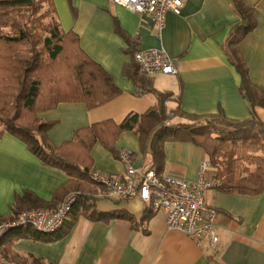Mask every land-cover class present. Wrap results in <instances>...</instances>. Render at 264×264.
<instances>
[{
	"label": "crops",
	"instance_id": "obj_1",
	"mask_svg": "<svg viewBox=\"0 0 264 264\" xmlns=\"http://www.w3.org/2000/svg\"><path fill=\"white\" fill-rule=\"evenodd\" d=\"M242 1L252 11L254 27L238 42L237 57L264 99V0ZM53 4L61 27L78 35L84 52L121 89L94 108L61 102L40 112V121L52 123L48 138L54 145L71 140L80 128L109 120L120 124L129 114H144L157 104L154 92L125 73L135 63V52L145 48H164L178 69L177 74L150 77L156 89L173 94L167 101L169 111L179 106L193 115L221 112L230 119L256 116L264 122V105H252L240 90L242 75L230 46L232 27L241 20L233 0H185L181 14H166L163 28L111 0ZM115 148L131 150L137 166L152 165L151 141L142 149L135 130L121 132ZM163 151V172L189 181L199 178L200 165L208 159L205 149L191 141H167ZM90 157L93 170L110 175L125 171V163L101 142L93 145ZM68 180L18 137L8 132L0 136V216L11 214L26 191L50 202ZM93 192L90 200L76 206L70 215L76 222L62 238L45 241L27 228L18 229L5 235L2 251L20 264H264V190L251 195L213 187L206 192L207 203L218 211L215 245L209 235L198 244L168 228L165 212L139 197L109 195L102 185Z\"/></svg>",
	"mask_w": 264,
	"mask_h": 264
},
{
	"label": "trees",
	"instance_id": "obj_2",
	"mask_svg": "<svg viewBox=\"0 0 264 264\" xmlns=\"http://www.w3.org/2000/svg\"><path fill=\"white\" fill-rule=\"evenodd\" d=\"M233 1L241 19L232 27L230 35V46L242 75L240 90L252 105H264L261 90L251 83L244 63L237 57L238 42L254 27L252 11L242 0ZM45 3L53 12L50 22L44 21L46 12L29 18V23L23 21L33 12L37 14ZM125 73L144 90L154 92L157 104L144 114H129L120 124L109 120L80 128L71 140L60 146L54 145L48 138L52 123L40 121V112L61 102H84L88 108H94L118 96L121 89L107 70L84 52L78 35L61 27L53 0H0V136L8 132L18 137L43 164L62 170L69 177L50 202L41 201L26 191L16 199L11 214L0 216V223L15 219L24 210L53 209L68 194L77 192L74 213L76 206L90 200L93 189L100 185L90 177L93 171L91 148L101 142L119 157L115 142L125 130L136 131L142 149L151 141L152 165L145 167L155 169L159 174L164 173V143L191 141L205 149L221 180L219 189L251 195L262 193L263 121L256 116L230 119L221 112L193 115L185 113L179 106L170 117L167 107V101L173 96L170 91L156 89L151 76L139 70L136 60L130 68L126 67ZM176 116L191 121L166 123ZM248 148H257L260 153L248 154ZM75 222L76 218L69 216L54 233H43L29 226L19 230L27 228L26 231L35 238L52 241L67 234Z\"/></svg>",
	"mask_w": 264,
	"mask_h": 264
},
{
	"label": "built area",
	"instance_id": "obj_3",
	"mask_svg": "<svg viewBox=\"0 0 264 264\" xmlns=\"http://www.w3.org/2000/svg\"><path fill=\"white\" fill-rule=\"evenodd\" d=\"M141 16L153 19L163 28L166 14L171 11L181 14L185 0H111ZM139 70L147 76L177 74L172 57L164 48H145L134 54ZM119 159L126 165L121 175H110L93 170L91 179L104 186L109 195L121 198L139 197L154 209L166 214L168 228L187 234L198 244L209 235L212 245L218 241L216 221L218 211L206 201V192L219 187L218 178L209 159L200 165L199 178L189 181L170 173H157L155 169L133 163L131 150L122 149ZM78 193L68 194L55 208H38L22 211L15 219L0 223V264H19L2 251V240L6 234L22 227H31L43 233L59 230L72 213Z\"/></svg>",
	"mask_w": 264,
	"mask_h": 264
},
{
	"label": "rangeland",
	"instance_id": "obj_4",
	"mask_svg": "<svg viewBox=\"0 0 264 264\" xmlns=\"http://www.w3.org/2000/svg\"><path fill=\"white\" fill-rule=\"evenodd\" d=\"M48 13L47 14V16H45L44 17V21L45 22H50L51 20H52V17H53V12L51 11V7H50V5L48 4V3H45L41 8H40V10L38 11V13L36 14V13H32V15H30L28 18L26 17V18H24V22H31V20L29 21V18H33L34 16H36V15H42L43 13ZM29 13H27V15H28ZM169 116L170 117H173V115H174V111H169ZM177 117H179V116H177ZM190 122L191 120L188 118H186V117H183V118H179L178 120H175V118L172 120V121H169V120H167L166 121V123L167 124H171V123H173V122ZM247 152H248V154H255V153H260V151H258V149L257 148H248L247 150H246ZM258 151V152H257ZM244 161V160H243ZM244 164H248V162L245 160L244 161ZM7 254V253H6ZM8 255V257H10V255L9 254H7ZM11 259H12V257H10ZM14 260V259H13ZM20 264V263H19Z\"/></svg>",
	"mask_w": 264,
	"mask_h": 264
}]
</instances>
